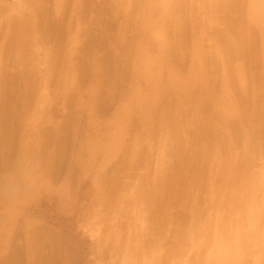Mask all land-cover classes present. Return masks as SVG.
Returning <instances> with one entry per match:
<instances>
[{
    "label": "bare ground",
    "instance_id": "bare-ground-1",
    "mask_svg": "<svg viewBox=\"0 0 264 264\" xmlns=\"http://www.w3.org/2000/svg\"><path fill=\"white\" fill-rule=\"evenodd\" d=\"M7 8L0 194L15 199L26 186L32 202L49 168L26 174L24 163L77 157L73 174L92 178L85 214L101 264L121 256L119 264L167 256L170 264H264V0H18ZM29 103L38 109L27 118L20 111ZM78 107L85 116L71 111ZM116 208L123 232L109 215ZM50 247L54 264L63 248Z\"/></svg>",
    "mask_w": 264,
    "mask_h": 264
},
{
    "label": "rangeland",
    "instance_id": "rangeland-1",
    "mask_svg": "<svg viewBox=\"0 0 264 264\" xmlns=\"http://www.w3.org/2000/svg\"><path fill=\"white\" fill-rule=\"evenodd\" d=\"M17 1L18 0H0V8L3 6L6 9H8L7 7L11 8ZM0 15V26L1 22L6 20L7 22L5 23L7 25L4 23L2 26L3 29L8 30L9 32V30L13 29V21H11L12 16L4 15L2 13H0ZM2 39L3 37L1 35L0 42ZM32 39L36 41V50L40 52L38 39L34 36ZM163 52L166 53V51ZM181 62L180 65H184L183 67H180V70H182L181 73H185L189 66L185 62ZM40 67L43 73L44 67H42V65ZM44 99L47 101L49 98L44 97ZM27 105V108L30 109V111H25L24 108L20 112L27 118H30L36 112L35 110L38 109V106L33 105V103ZM44 108H46V111L49 110L47 106H44ZM58 108L60 109L59 106ZM110 108L111 109L107 110L108 114L106 113L108 117L113 115L115 105ZM72 110L73 112L75 111L77 117L81 114L84 115L85 112L83 107L72 108L71 111ZM46 117L47 116L44 118ZM84 127L85 130H88L86 129V126ZM23 129L31 130L32 127L29 126L27 128L23 126ZM7 158L8 157H2L1 161L4 163L8 160L9 162L11 157ZM51 158L53 161L49 162L47 157H30L31 160L29 159L24 163V166L21 167L23 169L25 168L24 170L22 169V171L26 174L30 173L32 170L35 171L44 165L49 168L47 169L48 172L40 177V180L37 183V188L31 191V193L33 192V194H35V198L32 202L28 203L26 201L27 196L30 194L29 187L26 186L21 189V193L18 194L15 199H10L5 195L0 194V264H29L27 258L28 249L33 250L34 254L29 258L30 261H34L32 262L33 264H40L38 262L40 258L42 264H51L48 263L49 250L51 244H54L55 241H59V245L61 244V248L63 249L59 255H56L57 258L55 257L56 262L54 264H101L94 252L97 235L94 231H91L88 228V219L85 214L89 205L92 204L90 203V199L94 193L91 183L92 178L86 174V172H83L85 173L83 174L82 171L77 172L78 175L73 174L77 171V168H75L77 166L72 159H77V157H65L68 160L64 157ZM16 159L17 157H13L12 161L15 163ZM69 159H71V162ZM12 161H10L9 164L13 165L14 163H11ZM59 161L62 164H58L57 162ZM136 173V170L131 171V177H135ZM49 174L53 175L50 176ZM0 176L2 177V175ZM56 176L58 180L57 178H54ZM69 176H72V178H69ZM1 177L0 181L2 180ZM50 178L53 179L54 182H52ZM70 180L71 184L73 181H75V183L72 184L73 186L71 185L69 187ZM0 183L2 185V182ZM61 188L64 190L63 194L60 192ZM69 188H71V190ZM2 196L5 199L2 198ZM20 196L22 198H20ZM6 198L9 199L6 201ZM2 200L4 202H2ZM20 204L23 205L21 206ZM134 211L136 210L134 209ZM109 215L114 218L113 225L117 227L116 229L123 232V229L120 226L123 225L125 220L120 219L119 209L116 208L111 210ZM36 225H41V227L43 225V229L37 230L35 228L37 227ZM49 232L57 233L59 239H56V236H54L53 239V236H50ZM44 242H49L47 245L50 246L42 247V243ZM167 259H169L168 256L162 258V262H157V264H170L167 262ZM121 260L122 256L120 258H115L113 263L119 264Z\"/></svg>",
    "mask_w": 264,
    "mask_h": 264
}]
</instances>
